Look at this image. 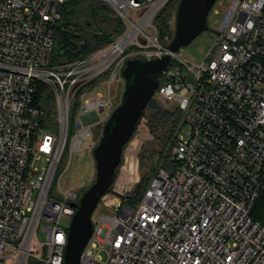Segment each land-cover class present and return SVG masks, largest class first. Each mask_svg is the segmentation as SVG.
I'll use <instances>...</instances> for the list:
<instances>
[{"label": "built area", "instance_id": "1", "mask_svg": "<svg viewBox=\"0 0 264 264\" xmlns=\"http://www.w3.org/2000/svg\"><path fill=\"white\" fill-rule=\"evenodd\" d=\"M65 1L0 0V264H64L80 196L57 184L63 160L111 115L126 60L168 51L154 19L169 0H100L122 33L56 64ZM223 10L205 58L171 53L159 77L155 96L175 101L188 129L181 139L178 129L172 164L154 171L134 206L122 201L131 182L101 196L113 213L92 218L80 264H264V222L253 217L264 197V0H228ZM38 83L53 97L48 125L34 103Z\"/></svg>", "mask_w": 264, "mask_h": 264}, {"label": "water", "instance_id": "2", "mask_svg": "<svg viewBox=\"0 0 264 264\" xmlns=\"http://www.w3.org/2000/svg\"><path fill=\"white\" fill-rule=\"evenodd\" d=\"M216 0H180L175 12L174 33L167 52L155 58H132L121 71L124 90L120 103L105 121L98 143L93 147L95 180L83 192L72 216L64 248V264H80L81 253L92 233V213L114 180L126 145L148 101L178 52L208 28L207 16Z\"/></svg>", "mask_w": 264, "mask_h": 264}, {"label": "trees", "instance_id": "3", "mask_svg": "<svg viewBox=\"0 0 264 264\" xmlns=\"http://www.w3.org/2000/svg\"><path fill=\"white\" fill-rule=\"evenodd\" d=\"M171 1L172 0H169L161 8L154 19L160 42L163 45H168L173 37V29L168 23L170 14L167 11ZM179 1L180 0L176 1V6ZM79 5L85 6L83 8V16H85V18L78 22L74 21L73 18ZM124 27L122 20L115 11L108 4L100 0H66L61 8V19L53 25L55 46L52 62L62 64L81 58L95 49L113 41L122 33ZM166 37L167 40H165ZM155 97L154 94L148 101L140 119H147L146 129L149 133H153V135L162 142H171L173 138V128L179 118V108L175 110L166 109ZM34 103L42 111L43 116L41 118V123L43 125H48V123L51 122V117L54 112L53 97L45 85L41 83H38L36 86ZM77 104L78 101L75 103V106H77ZM175 142L174 140V143ZM161 155L162 151L159 152V156ZM144 157V154H141V161H143ZM153 173L154 171L152 172L151 170L149 175H144L134 189L123 196V203L134 206ZM111 189L112 185L109 190ZM253 217L255 220L264 222V197L257 201Z\"/></svg>", "mask_w": 264, "mask_h": 264}, {"label": "rangeland", "instance_id": "4", "mask_svg": "<svg viewBox=\"0 0 264 264\" xmlns=\"http://www.w3.org/2000/svg\"><path fill=\"white\" fill-rule=\"evenodd\" d=\"M177 0H172L167 8L170 16L168 18V23L171 25L174 33V24L171 23V19L175 17V12L177 9L176 6ZM221 2V3H220ZM228 0H217L213 5L212 9L208 13L207 16V24L208 28L201 32L197 37H195L188 45L183 46L179 53L183 58L189 60L191 62H200L205 58L206 53L211 48L215 40V33L220 27L224 10L223 7L227 4ZM84 5H79L75 12L74 21H81L85 18L83 16ZM218 9L217 12L214 9ZM167 40V37L165 38ZM124 78L121 73L117 74L116 81L111 85L110 93L113 102V109L120 103L121 97L124 90ZM99 89H104V85H101L98 82ZM88 96V95H87ZM160 103L169 110L177 109V103L172 101L170 103H163L159 98L155 97ZM182 113L179 110V118L175 123V127L173 128L171 142L161 141L159 138H156L153 133H149L146 129L147 119L141 118L129 140V143L132 140H137L136 143V162H137V177L135 182L132 183L131 180H125L119 182V179L122 175L123 170V158L120 162L119 167L116 170V174L114 177V181L112 184V189H119L120 187L127 186L128 183L131 182L132 186L130 188L131 192L134 187L142 180L144 175H149L155 171L158 167H170L171 162V148L175 144L178 129L182 124ZM105 122H96L92 126V135L87 138L86 143H83L80 149L75 150L71 155L65 156L63 160V169L61 175L58 178L57 184L61 187L63 191H71L75 190L79 193V196L83 194V192L94 182L96 170H95V160L92 154V148L90 145L93 143L94 145L98 143L99 138L101 136L103 126ZM170 126V124H169ZM187 126L182 125L179 132L178 138H185L187 136ZM128 143V144H129ZM174 143V144H173ZM126 146H129V145ZM162 151V155L159 156V152ZM141 154H144V159L141 161ZM135 162V163H136ZM143 165V166H142ZM152 168V169H151ZM134 181V180H133ZM134 184V185H133ZM120 190V189H119ZM107 213L112 214L113 210L110 207L104 206L101 202L98 203L95 210L92 213V218L95 219L99 214ZM41 238H43V234H40Z\"/></svg>", "mask_w": 264, "mask_h": 264}, {"label": "bare ground", "instance_id": "5", "mask_svg": "<svg viewBox=\"0 0 264 264\" xmlns=\"http://www.w3.org/2000/svg\"><path fill=\"white\" fill-rule=\"evenodd\" d=\"M136 143L137 140H132L127 146V151H126V159L124 160L123 164V170H122V175L119 179V182L125 180H135L137 177V168H136Z\"/></svg>", "mask_w": 264, "mask_h": 264}]
</instances>
